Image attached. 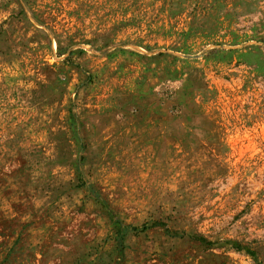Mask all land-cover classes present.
I'll list each match as a JSON object with an SVG mask.
<instances>
[{"label": "rangeland", "instance_id": "1", "mask_svg": "<svg viewBox=\"0 0 264 264\" xmlns=\"http://www.w3.org/2000/svg\"><path fill=\"white\" fill-rule=\"evenodd\" d=\"M0 264H264V0H0Z\"/></svg>", "mask_w": 264, "mask_h": 264}, {"label": "trees", "instance_id": "2", "mask_svg": "<svg viewBox=\"0 0 264 264\" xmlns=\"http://www.w3.org/2000/svg\"><path fill=\"white\" fill-rule=\"evenodd\" d=\"M134 228V227H133Z\"/></svg>", "mask_w": 264, "mask_h": 264}]
</instances>
